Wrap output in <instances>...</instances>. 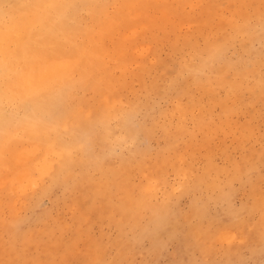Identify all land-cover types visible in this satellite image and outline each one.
Wrapping results in <instances>:
<instances>
[{"label": "rangeland", "instance_id": "1", "mask_svg": "<svg viewBox=\"0 0 264 264\" xmlns=\"http://www.w3.org/2000/svg\"><path fill=\"white\" fill-rule=\"evenodd\" d=\"M0 12V264H264V0Z\"/></svg>", "mask_w": 264, "mask_h": 264}, {"label": "bare ground", "instance_id": "2", "mask_svg": "<svg viewBox=\"0 0 264 264\" xmlns=\"http://www.w3.org/2000/svg\"><path fill=\"white\" fill-rule=\"evenodd\" d=\"M17 1H19V0H17ZM90 1H91V0H90ZM111 1H112V0H111ZM80 2H81V0H79V3H80ZM88 2H89V0H88ZM18 3H20V2H18ZM60 3H61V2H60ZM17 5H19V4H17ZM77 5H78V3H77ZM77 5H76V6H77ZM83 6H84V5H83ZM85 6H86V5H85ZM85 6H84V7H85ZM75 10H76V9H75ZM103 11H104V10H103ZM0 13H1V12H0ZM3 13H5V12H3ZM57 14L59 15V13H57ZM31 16H32V15H31ZM58 17H59V16H58ZM25 18H26V17H25ZM117 18H118V17H117ZM18 19H19V18H18ZM118 19H120V17H119ZM7 20H8V19H7ZM26 20H27V19H26ZM22 21H23V20H22ZM25 22H26V21H25ZM10 25H11V24H10ZM27 25H28V24H27ZM16 29H17V28H16ZM33 29H34V28H33ZM44 31H45V30H44ZM14 33H15V32H14ZM18 33H19V31H18ZM36 34H37V31H36ZM16 41H17V40H16ZM6 49H8V47H6ZM6 49H5V50H6ZM3 51H4V50H3ZM102 111H103V110H102ZM103 112H104V111H103ZM111 114H112V113H111ZM90 119H91V118H90ZM7 131H8V130H7ZM11 136H12V135H11ZM3 138H4V137H3ZM13 153H14V152H13ZM10 161H11V159H10ZM31 181H33V180H31ZM31 181H30V182H31ZM16 225H17V224H16Z\"/></svg>", "mask_w": 264, "mask_h": 264}]
</instances>
